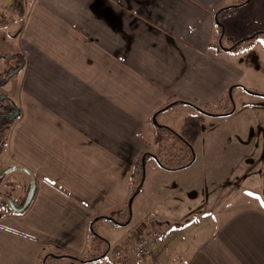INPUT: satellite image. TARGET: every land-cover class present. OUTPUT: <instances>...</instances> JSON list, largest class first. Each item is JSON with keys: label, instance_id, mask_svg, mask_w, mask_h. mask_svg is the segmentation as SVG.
I'll return each mask as SVG.
<instances>
[{"label": "crops", "instance_id": "0c3cea01", "mask_svg": "<svg viewBox=\"0 0 264 264\" xmlns=\"http://www.w3.org/2000/svg\"><path fill=\"white\" fill-rule=\"evenodd\" d=\"M14 1L0 0L11 16L0 34L23 58L0 87L14 90L20 110L6 147L35 175L36 190L24 213L0 211V264H112L114 248L154 230L165 237L139 264H264V206L249 191L227 190L224 146L215 145L230 139L218 128L235 117L221 106L232 87L264 105L250 80L264 66L253 57L243 66L244 52L226 51L264 32V0H20L11 8ZM225 16L239 34L225 33ZM155 114L196 158L179 170L149 159L130 201L136 159L159 150ZM232 138L245 155L258 141ZM243 158L245 180L252 168ZM100 216L112 220L94 221Z\"/></svg>", "mask_w": 264, "mask_h": 264}, {"label": "rangeland", "instance_id": "374dc122", "mask_svg": "<svg viewBox=\"0 0 264 264\" xmlns=\"http://www.w3.org/2000/svg\"><path fill=\"white\" fill-rule=\"evenodd\" d=\"M221 22L223 23L224 27L227 28V32L234 34L240 33L241 27L238 26L235 22H232V18L229 16H225L220 18ZM247 33V32H246ZM249 36L243 37L239 40H242V45L238 46L237 51L244 52L242 59L239 60V64L244 66L245 59L254 58L255 63H259L264 66V61H262V55L264 54V32L259 31L255 33V38H250V40H246ZM238 40V39H236ZM227 43V42H226ZM238 42H229L226 48L231 49L234 44ZM14 42H9L7 40V35L1 33L0 34V55H7L11 56L8 57L7 60H4L10 68L15 67L19 64L21 60L19 56L13 54L14 50ZM4 67V64L1 60L0 70ZM251 70V69H250ZM253 82L251 90L258 93H264V74L258 73L257 76H253L250 78ZM1 82V79H0ZM15 85V81H13ZM0 94H2L7 100L2 101L0 103V115L3 112H9L10 110H14V107L18 108L15 102L12 100L14 95V90L10 92L9 88L2 89L0 88ZM243 93H238L233 95L234 105L231 103L228 106H224L223 112L226 115L230 109L233 111L227 115H231L234 112V116H230V121H228V126H226L223 130L218 128V134L220 135L224 132L225 136H229L230 139L226 138L225 141L222 143H215L217 146H224L223 151H218V153L223 154L225 157L222 160H218L219 162H223V166L226 170L224 176V184L227 190H234V191H249L250 194L256 195L257 203H262L264 200V105L261 103H254L249 101V98H254V96L248 95L244 93V97H242ZM228 96V95H227ZM11 104H10V102ZM14 122V119L6 118L4 116L0 117V211L1 210H9L11 209L9 205L4 200V197H9L13 199L15 202L19 204L23 203L26 197V194L30 187V179L26 172L21 170H13L7 173L5 176H2V173L7 170L9 167L14 166L9 153L7 151L6 142L8 136V130L11 123ZM238 124H243L241 127V132L238 130ZM244 124H247L244 125ZM247 136L250 139L253 137H257L258 141L253 144H248V146L255 147V150L252 149L251 154H244V150H241L236 142L233 141V136L240 137ZM242 145V144H241ZM246 145V144H243ZM247 151H249L247 149ZM196 154V151H195ZM246 156V163L251 165L250 176L244 180L243 176L239 174L238 169L244 171L245 168L243 166L244 158ZM197 162L198 169H201L200 159ZM247 171H249L246 168ZM253 173H257V176H254ZM196 176V175H195ZM255 178V181H254ZM200 208H198V213L196 216L189 218V222L185 223V225L195 223L196 220L199 219L200 216ZM124 227L113 233L111 236H108V242H112L115 237H117L121 232L123 233ZM199 232V229L198 231ZM131 235V232L127 233V238ZM126 238V239H127ZM117 239V238H116ZM124 237L122 238V240Z\"/></svg>", "mask_w": 264, "mask_h": 264}, {"label": "trees", "instance_id": "16d2710c", "mask_svg": "<svg viewBox=\"0 0 264 264\" xmlns=\"http://www.w3.org/2000/svg\"><path fill=\"white\" fill-rule=\"evenodd\" d=\"M19 1L20 0H15L14 3L11 5V8H19L20 7ZM10 17H11L10 15L0 11V28H3V27L8 25V23L11 20ZM217 23L220 26V30H221L220 34L222 35L223 27L219 22H217ZM240 44H242V43L238 42L237 44L233 45L231 49H226V51H232V52L236 53L238 46ZM217 47L219 48L218 49V52H219L221 49V46L218 45ZM7 58H8L7 56H0V59H7ZM20 59L21 60L19 61V64L16 65L15 67L10 68L9 66H7L5 71L0 72V79H1L0 87L2 85H4L7 81L13 79L18 74V72L22 68V64H23V58L20 57ZM6 100L7 99L2 94H0V103L2 101H6ZM231 103L234 105L233 87L231 88L230 92L228 93V96L226 97V99H224V104H222L221 106H223V108H224V106H228ZM170 106H171V104H168L167 106L164 107V109L167 107H170ZM192 106L195 107L196 109H198L199 111H202V112H210V113L212 112L210 110V108L202 109V108H198L194 105H192ZM232 111H233V109H230V111L227 112L226 115L231 113ZM2 116L9 118L8 116L0 115V117H2ZM156 117H157V114H155V116L152 118V121H153L154 127L156 128V131H157L156 143L158 145L159 150L157 153L145 152V153L139 155L138 158L136 159V161L134 163L133 172L131 175L130 201L136 196L138 191L143 186L144 177H145V167H146V163L149 159L154 158L158 162V164H160L162 167H164L166 169L179 170V169H183V168H186V167H189L190 165H192L195 158H196L195 150L193 149V147L178 132H176L175 130L168 128L166 126L160 125L156 121ZM129 203L125 207L127 211L129 210ZM100 218H104L106 220H112L111 216H100V217L96 218V220H94V221H97ZM168 229L178 230V229H180V226L171 225L170 227H167V231H168ZM92 235L94 236L95 240H97L99 238L98 234L94 230H92ZM129 249H130V247L129 248L127 247V249H126V246L121 245V246H118L117 248H114L113 251L116 254V253H119L121 251H126Z\"/></svg>", "mask_w": 264, "mask_h": 264}, {"label": "built area", "instance_id": "2783aa9c", "mask_svg": "<svg viewBox=\"0 0 264 264\" xmlns=\"http://www.w3.org/2000/svg\"><path fill=\"white\" fill-rule=\"evenodd\" d=\"M164 237L165 233L159 230L137 234L134 245L129 250L116 253L112 264H139L145 262L151 257L153 246Z\"/></svg>", "mask_w": 264, "mask_h": 264}, {"label": "water", "instance_id": "95a60500", "mask_svg": "<svg viewBox=\"0 0 264 264\" xmlns=\"http://www.w3.org/2000/svg\"><path fill=\"white\" fill-rule=\"evenodd\" d=\"M19 116H20V110L19 108H16V107L14 108V112L8 115V117L11 119H17ZM13 170H21V171L26 172L30 179V187H29V190L27 192V195L25 197V200L22 206H18L11 198L4 197V200L9 205L11 211L13 213L20 214V213H24L28 209L29 205L31 204L33 200L34 193L36 190V177L29 169H27L26 167L22 165H14V166L9 167L7 170H5L2 173V176H5L7 173Z\"/></svg>", "mask_w": 264, "mask_h": 264}, {"label": "flooded vegetation", "instance_id": "af4514ba", "mask_svg": "<svg viewBox=\"0 0 264 264\" xmlns=\"http://www.w3.org/2000/svg\"><path fill=\"white\" fill-rule=\"evenodd\" d=\"M12 112H13V111H9V112H3V113H1V115L8 116V115H10Z\"/></svg>", "mask_w": 264, "mask_h": 264}, {"label": "snow or ice", "instance_id": "6c2138e0", "mask_svg": "<svg viewBox=\"0 0 264 264\" xmlns=\"http://www.w3.org/2000/svg\"><path fill=\"white\" fill-rule=\"evenodd\" d=\"M262 42H264V41H262ZM262 203H264V200H262Z\"/></svg>", "mask_w": 264, "mask_h": 264}]
</instances>
